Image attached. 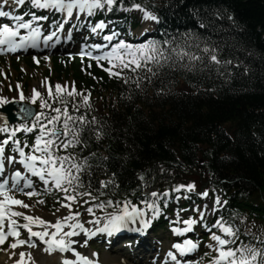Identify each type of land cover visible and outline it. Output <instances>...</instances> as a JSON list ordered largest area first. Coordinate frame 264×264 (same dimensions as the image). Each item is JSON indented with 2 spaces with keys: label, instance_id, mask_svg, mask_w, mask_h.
Wrapping results in <instances>:
<instances>
[{
  "label": "trees",
  "instance_id": "16d2710c",
  "mask_svg": "<svg viewBox=\"0 0 264 264\" xmlns=\"http://www.w3.org/2000/svg\"><path fill=\"white\" fill-rule=\"evenodd\" d=\"M134 2L159 15L158 41L194 32L232 63L219 71L204 64L193 71L166 67L140 91L94 67L83 72L77 60L54 59L55 77L71 73L77 90L91 93V108L81 105L83 112L106 124L108 135L91 138L82 153H96L89 161L94 188L113 174L120 185L113 199L145 190L139 174L154 177L150 188L158 190L216 185L239 244L264 246V0ZM132 3L124 0V6ZM106 191L111 196L114 189Z\"/></svg>",
  "mask_w": 264,
  "mask_h": 264
},
{
  "label": "snow or ice",
  "instance_id": "6c2138e0",
  "mask_svg": "<svg viewBox=\"0 0 264 264\" xmlns=\"http://www.w3.org/2000/svg\"><path fill=\"white\" fill-rule=\"evenodd\" d=\"M28 2L33 8L55 10L69 19L74 18V12L77 10L92 17L97 12L105 10L112 12L119 5L125 11H140L143 21L160 23L159 15L149 10L146 4L136 3L134 0L131 8L127 9L124 8V0H28ZM25 3L26 0H2L0 3V17L16 21L14 26L10 23L0 24V52L36 48L40 46L41 39L47 47L57 36L56 31L45 35L40 26H34V21L47 20V16H37L32 13V18L25 20L23 15H14L12 11L3 8L4 5L22 6ZM200 26L206 27V23L202 21ZM56 27L61 31L64 30L63 23H58ZM107 27L108 24L100 20L92 26L91 32L97 33L98 30ZM21 30L26 31L22 33ZM65 35L71 38L69 33L66 32ZM117 36L118 34L113 31L103 38L112 42ZM56 43H59L58 39ZM201 44L204 46L201 47ZM101 47L107 48L108 45H94L95 49ZM193 49L198 50L200 54L198 55ZM80 55L95 61L110 77L122 79L126 84L132 83L140 91L146 90L143 86L144 81L152 83V79L166 67H182L193 71L198 65L204 64L205 67L217 66L219 71L220 68L226 69L227 65L232 63L230 60H222L217 48L208 45L199 34L194 32L185 33L179 41L175 38L164 41L153 40L138 45L121 39L118 43L111 44L110 50L99 55H94L91 51H82ZM101 62H105L108 66L105 67ZM36 63L39 64V60H36ZM88 67H91V64ZM44 86V93L33 89L32 95L27 98L31 104L38 103L39 108L42 109L35 114L30 126L20 124L18 127H11L7 119L3 118L4 126L0 127V132L8 133L6 138L0 139V251H5L9 259L17 257L14 264H37L31 251L37 247L48 255L58 252L71 253L75 257L71 259L63 256L61 264H97L73 247L78 243L87 246L88 240L76 241L74 237L81 233L87 237L95 236L97 233H105L112 237L125 230L135 233L142 230L146 232L150 229L151 222L162 215L159 201L170 197L173 192L192 193L197 185L195 182L181 183L170 190L144 191L140 197V204L143 207L127 197L112 198L120 187L115 174L106 180H100L99 187L94 188L89 175L92 168L89 161L96 156V153L92 152L87 156L82 153L89 148L91 138L94 137L99 142L108 133L105 131L106 124H101L95 116L89 119L81 112V105L86 109L91 108V93L78 91L74 82L68 85L60 83L52 85L46 79ZM19 99L21 101L26 99L22 91L19 93ZM7 103H9L7 99L0 97V107ZM57 104L59 106H56ZM26 114L32 115L31 112ZM18 132L33 134L32 142L17 138ZM9 149L11 155L8 154ZM86 176H89V179L85 180ZM138 179L143 182V188L148 189L155 178L148 180L144 174H139ZM109 186L114 189L111 196L106 191ZM38 188H42L43 193ZM50 189H55L63 195L62 200L59 201L60 207L55 208L51 215L55 217L62 210L67 212L54 221L42 216L38 210V206L46 203L45 199L41 198L29 203L18 198L17 195L20 194L31 200L33 197L47 195ZM132 195H136L135 191ZM198 195L207 198L209 192L205 190ZM101 197L108 198L101 199ZM224 203L226 201H221L220 197L216 196L213 207L208 210L216 212L219 210L217 206ZM81 208L83 213H87L92 219L81 222L83 215L79 210ZM109 209L111 211H108ZM24 210H30L32 214ZM97 210L104 215H97ZM18 218L24 223L21 224ZM204 218L205 213L197 209L193 218L176 221L182 222L186 227L175 228L173 231L179 235L193 232L194 226L202 223ZM86 224L102 225V227H96L93 232L85 226ZM213 227L218 228L224 235L210 233V240L215 243L207 244V248L211 250L204 253V257L208 258L207 264H264V246L246 245L242 242L237 245L238 229L228 225L222 217L215 221ZM22 229L27 232V239L21 238ZM10 238L11 242H9ZM5 244L7 248L3 247ZM261 244L264 245V241ZM25 247L29 250L25 251ZM127 247H132V242H129ZM200 247L199 240L185 239L183 243L172 244L171 248L176 251L169 250L167 257L173 264H182L181 257L197 252ZM95 255L97 254L93 253V256ZM204 257H201L197 264H203Z\"/></svg>",
  "mask_w": 264,
  "mask_h": 264
},
{
  "label": "rangeland",
  "instance_id": "374dc122",
  "mask_svg": "<svg viewBox=\"0 0 264 264\" xmlns=\"http://www.w3.org/2000/svg\"><path fill=\"white\" fill-rule=\"evenodd\" d=\"M123 12H125V10H123ZM127 12H129V13L137 16V17H140L142 19V13L138 10H132V11H127ZM147 23L151 24L152 22L151 21H144V24H147ZM53 56L54 57L55 56L61 57V56H57V55H53ZM53 56H51V57L45 56V57H48V59H45V57H43L41 59L43 61V65L40 64L39 67H37V68H29V67L25 66V63L22 61V56L7 57V58L1 59L0 60V72H4L6 75V78L4 80L0 79L2 82V83H0V97L5 98L8 101H12V100L21 101L19 99V93L21 91L24 93L26 100H29L27 98H29L32 95L33 89H38L42 93H44L45 92V86H44V83L42 82V79H41V73H44V70L47 67H51V62H52ZM17 64H18V68H15V66ZM21 73L23 74V78H25L27 76V78L32 79L28 89H24L22 87V79H20V77H19ZM70 82H73V81L67 80V81H60L59 83L62 85H68ZM21 87L23 88L22 90H20ZM215 194H216L215 197L216 196L220 197V195H218L217 193H215ZM215 197L214 198L209 197L204 202L203 205L197 206L199 208V210L204 212V209L205 210L211 209L214 205ZM41 198L45 199L46 203L44 205H46L48 202H47V199L44 197H37V198L34 197L31 200L24 198V200H26L29 203H34L35 200L41 199ZM44 205L38 206V207L45 210L47 214H51L55 210V207H53L52 205L47 204L48 207L50 208V210L46 209L44 207ZM58 207H59V205H58ZM75 207L76 206L74 205V209H75ZM217 207L220 208L221 205L217 206ZM210 212H212V211H210ZM213 213H215V212H212L211 214H213ZM66 214H67V212L65 210H62L60 213H57V216L58 215L59 216L60 215H66ZM85 217H87V220L92 219V217L89 216L87 213H83L82 218H85ZM218 235L223 236L224 234L218 233ZM206 247H207V245H206ZM3 253L4 252H2L0 254V256L3 255Z\"/></svg>",
  "mask_w": 264,
  "mask_h": 264
},
{
  "label": "bare ground",
  "instance_id": "6f19581e",
  "mask_svg": "<svg viewBox=\"0 0 264 264\" xmlns=\"http://www.w3.org/2000/svg\"><path fill=\"white\" fill-rule=\"evenodd\" d=\"M38 210H39V212H40V214L42 215V216H44V217H46L47 219H49V220H55L56 218H57V216H52V215H50V214H47L46 212H44V210H42L41 208H38ZM28 212H30V210H27ZM141 248V247H140ZM142 249V251H145V250H147L146 248H141ZM137 253H139V254H142L143 252H137ZM37 254L38 253H36V254H34V258H35V260H36V262H37V264H47L49 261H52V260H54V258L53 257H47V258H39V257H41L40 255H38V258H36L37 257ZM14 262H15V259L14 258H12V259H9L8 258V255L7 254H5V255H3V256H0V264H14ZM120 264H124L123 262H120Z\"/></svg>",
  "mask_w": 264,
  "mask_h": 264
},
{
  "label": "water",
  "instance_id": "95a60500",
  "mask_svg": "<svg viewBox=\"0 0 264 264\" xmlns=\"http://www.w3.org/2000/svg\"><path fill=\"white\" fill-rule=\"evenodd\" d=\"M22 109L26 111H21ZM15 111H18L17 112L18 115L16 116H15ZM26 112H30L26 106L16 105L15 103H11L9 106L6 107V109L2 110L0 114L7 116L10 122H20L28 117ZM19 115H23V116H19Z\"/></svg>",
  "mask_w": 264,
  "mask_h": 264
}]
</instances>
